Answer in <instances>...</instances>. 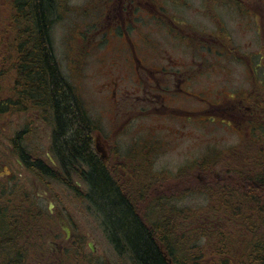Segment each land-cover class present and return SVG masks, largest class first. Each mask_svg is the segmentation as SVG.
I'll return each instance as SVG.
<instances>
[{"label": "rangeland", "instance_id": "rangeland-1", "mask_svg": "<svg viewBox=\"0 0 264 264\" xmlns=\"http://www.w3.org/2000/svg\"><path fill=\"white\" fill-rule=\"evenodd\" d=\"M127 1L56 0L58 12L51 30L54 54L64 76L82 97L97 127L95 130L106 139L98 144L111 145L109 162L127 167H120L123 175L115 173L117 178L124 177L125 173L134 177V167L148 176H158L153 180V194L148 189L139 196V201L135 200L138 206L145 211L156 196H166L168 200L164 206L192 214L185 220L179 216L178 222L192 225L203 218L195 216L205 213L211 204L205 188H214L212 185L216 181L228 184L238 179L236 172L227 171L229 167L223 168L224 164L236 170L241 168L237 165H244V152L251 151L253 156L256 151L252 150L264 149V112L256 104L260 93L264 95V90L259 87L260 80L264 79V64L256 66L258 61L262 62L260 16L257 12L264 13V0H247V5L241 9L235 4L222 5L227 2L225 0L218 3L207 0H134L137 6L134 11L127 8ZM12 3L13 0H0V57L7 52L12 40L9 41L13 33ZM221 29L234 44L233 51L219 41H199L204 39L201 34L213 35ZM141 30L150 39L151 49L159 52L160 48L159 56L164 57L165 63L169 64L171 59L178 62L177 71L187 80L183 88L190 93L181 91L176 96L162 99L154 98L156 94L152 93V101L146 102L142 100V89L138 90L133 66L119 57L121 64L117 68L111 65L114 50L124 41L123 32L130 34L144 48V42L138 36ZM175 34L182 38L181 43ZM186 39L190 41L188 44ZM149 54L146 48L139 51L141 57H146V66L150 64ZM2 72L0 62V87L12 85L13 73L1 77ZM110 82L119 84L118 94L124 97L120 104L124 107L117 113L112 108ZM127 93L138 95V100H128ZM227 102L228 106L235 108L231 117L226 115ZM252 107L256 113H252ZM239 108L244 110V116ZM32 113L16 112L10 121L14 124L3 127L0 124V188L9 191L8 188L15 183L36 182L41 187L37 192L43 194L46 191L55 208L71 225L72 234L85 242L82 264L87 260L95 264H130L114 250L101 225V218L89 210L82 196L87 191L86 186L78 178H75L78 185V191H75L54 178L35 176L17 159L11 138L15 131L26 129L29 121L31 127L36 128L26 136V145L46 163H52L47 158L51 128ZM117 114L124 122L121 128L114 120ZM114 130L117 131L114 133ZM262 163L257 160L255 164L261 167ZM119 181L128 183L130 180L125 177ZM134 188L132 185L130 191ZM37 207L47 211V199L41 198ZM46 221L48 229L44 234L47 235L48 250L55 253L50 241L55 238L65 245V233L54 215L51 218L47 215ZM226 229L239 245L237 227L232 224ZM205 239L204 236L200 242ZM76 253L72 252V256Z\"/></svg>", "mask_w": 264, "mask_h": 264}, {"label": "trees", "instance_id": "trees-1", "mask_svg": "<svg viewBox=\"0 0 264 264\" xmlns=\"http://www.w3.org/2000/svg\"><path fill=\"white\" fill-rule=\"evenodd\" d=\"M225 1L222 5L235 4L240 9L247 5V0ZM57 12L56 0H13L11 5L12 40L0 62L1 77L13 73L12 85L0 87V124L9 126L16 112L33 111L32 116L51 128L49 149L57 167L26 145V136L36 128L29 121L26 129L15 131L11 138L17 159L35 176L54 178L75 191L78 178L86 186L82 196L89 210L101 218L114 250L130 264H264V163L261 167L255 164L257 160L264 162V149L252 150L256 151L253 156L251 151L244 153V165H237L241 168L236 170L224 164L223 168L236 172L238 179L228 184L216 181L214 188H205L211 204L205 213L195 216H203L199 222L179 223V216L185 220L192 214L164 206L166 196H156L154 204L152 201L143 211L135 200L148 189L153 194L158 176H148L133 166L134 177L125 173L118 179L120 167H127L103 161L96 153L93 133L97 127L54 54L51 30ZM258 15L264 61V13ZM201 36L202 43L219 41L226 49L234 50L222 29ZM181 39L177 40L181 43ZM260 81V90H264V79ZM256 104L264 112L261 93ZM125 177L130 181L121 183L119 180ZM36 185L15 183L9 191L0 188V264H82L85 242L74 235L61 253L48 250L46 216L51 218L53 214L37 207L41 198L34 192ZM132 185L136 188L130 191ZM232 224L237 227L239 245L226 229ZM204 236L207 239L200 242ZM72 252L77 253L72 256ZM84 264L95 263L87 260Z\"/></svg>", "mask_w": 264, "mask_h": 264}, {"label": "flooded vegetation", "instance_id": "flooded-vegetation-1", "mask_svg": "<svg viewBox=\"0 0 264 264\" xmlns=\"http://www.w3.org/2000/svg\"><path fill=\"white\" fill-rule=\"evenodd\" d=\"M137 4L140 5V3H137ZM127 8L130 11H134V9L137 8L134 0L127 1ZM163 21L168 24L166 20H163ZM137 26L140 27V24H138ZM123 35H124V41H122L114 50L111 65L117 68V66L121 64L120 62H118V60H120L119 58H122L124 63L126 64L128 63L133 66L135 70L134 76L136 77L135 81L138 82V85H139L138 90L142 89L143 91L144 97L142 100H145L146 102L152 101L151 99L152 93L156 94V96H154V98L156 99H162V97L171 98L181 93V91H183L184 93H189L188 91H186V89L183 88L187 80L186 78L183 77V74L178 73L177 71L178 65H179L178 62H176L174 59H171L169 64L165 63L164 57L159 56L161 53L160 48L158 49L159 52H156L153 49H151L150 39L144 36V34L142 33V30L138 36L140 40L144 42V48H142L141 45H138L137 42H135L134 39L130 36V34L123 32ZM112 36H115V33ZM145 48L147 49V52L150 51V54L147 57V58H150V64H147V66L144 65L145 64L144 58L146 57H141L139 55V51ZM157 64H161V66L158 67ZM140 66L143 67L144 72L139 71ZM118 71L120 72V69H118ZM108 85L111 87L110 88L111 90H109V93L111 95L112 108L117 113L118 109L124 107V106H120V104L124 100V97L122 96V94H118L119 84H117L116 82H110ZM166 93L168 94L167 96H165ZM127 98L128 100H131V99L138 100L139 96L136 94L127 93ZM243 103H244V99L241 103L242 108L244 106ZM234 109H235L234 106H228V102H227V106L225 108L226 115L229 117L233 116L235 112ZM239 109L244 116L245 115L244 110H242L241 108ZM247 109H250V108L247 107ZM253 109L255 108L252 107V113L254 112ZM254 113H256V111ZM241 115L239 117H241ZM114 120L116 122V125L120 124V128L124 126V122H121V118L118 116V114H117V117H114ZM117 130H114V133ZM106 149H107V159L110 161V153L112 151L111 145L106 144ZM55 165L57 166V164ZM57 213H58V210L56 209L54 211V214L57 216ZM53 246H55L57 250H60V247L56 240H53V242H51V248H53Z\"/></svg>", "mask_w": 264, "mask_h": 264}, {"label": "water", "instance_id": "water-1", "mask_svg": "<svg viewBox=\"0 0 264 264\" xmlns=\"http://www.w3.org/2000/svg\"><path fill=\"white\" fill-rule=\"evenodd\" d=\"M49 157H51L50 154H49ZM51 159H52V157H51ZM52 160H53V159H52ZM5 168L7 169L6 166H5ZM53 207H54V203H53L52 201H49V209H50L51 211H52ZM58 218H59V223H60L62 229H63V230L65 231V233H66V238H69L70 235H71V230H70L69 226L64 222V219H63V217H62L61 214L58 215ZM90 247H91L92 250L94 251V248L92 247V243H90Z\"/></svg>", "mask_w": 264, "mask_h": 264}, {"label": "bare ground", "instance_id": "bare-ground-1", "mask_svg": "<svg viewBox=\"0 0 264 264\" xmlns=\"http://www.w3.org/2000/svg\"><path fill=\"white\" fill-rule=\"evenodd\" d=\"M94 252V251H93Z\"/></svg>", "mask_w": 264, "mask_h": 264}]
</instances>
